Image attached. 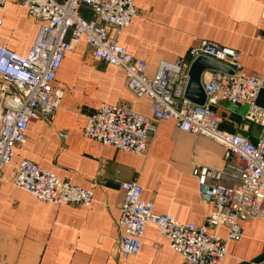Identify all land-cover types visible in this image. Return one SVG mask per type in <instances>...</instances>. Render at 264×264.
Masks as SVG:
<instances>
[{
    "label": "crops",
    "instance_id": "obj_1",
    "mask_svg": "<svg viewBox=\"0 0 264 264\" xmlns=\"http://www.w3.org/2000/svg\"><path fill=\"white\" fill-rule=\"evenodd\" d=\"M21 3L6 0L0 11V46L26 56L39 23ZM135 5L138 16L117 42L149 64V77L187 57L202 41H209L241 53L245 73L264 78V0H135ZM81 13L94 18L88 8L83 7ZM108 31L115 34L113 28ZM54 86L65 94L61 108L48 120L29 123L26 143L16 150L12 165L3 172L0 264H182L181 255L153 224L146 228L138 255L121 258L117 224L124 193L117 182L137 181L143 189L142 199L154 204L156 214H171L183 224L201 225L211 207L200 199L192 168L225 170L228 162L223 148L181 131L173 121L158 125L145 156L84 138L82 129L88 116L104 103L152 116L151 100L134 97L124 70L96 60L85 42L66 53ZM258 105L264 108V90ZM247 112V105L238 110L227 104L215 108L221 130L243 133L255 142L263 130L245 120ZM59 133H64L66 140L58 137ZM24 160L73 186L93 189V204L56 206L16 188L15 167ZM229 162L237 168L242 165L238 158ZM100 171V184L94 186ZM241 224L244 238L229 243L222 264H264V221ZM227 234L226 228L218 231L222 238Z\"/></svg>",
    "mask_w": 264,
    "mask_h": 264
},
{
    "label": "built area",
    "instance_id": "obj_2",
    "mask_svg": "<svg viewBox=\"0 0 264 264\" xmlns=\"http://www.w3.org/2000/svg\"><path fill=\"white\" fill-rule=\"evenodd\" d=\"M5 4L6 0H0V11ZM21 4L39 23V30L26 56L0 46V182L16 150L26 143L29 123L48 120L61 108L65 94L54 86L58 71L66 53L85 42L96 60L124 70L134 97L151 100L152 116L104 103L88 116L82 129L84 138L145 156L158 125L173 121L181 131L220 145L228 162L222 171L200 165L192 168L200 199L211 207L201 225L183 224L171 214H156L154 204L142 199L143 189L137 181H118L124 193L117 224L121 258L129 260L138 255L146 228L153 224L170 248L181 255L182 264H222L229 243L244 238L241 223L264 221V108L258 105L264 78L245 73L241 53L209 41H202L189 50L187 57L178 58L175 64L149 77V64L117 42L138 16L135 0H22ZM83 7L94 14L93 19L82 15ZM109 28L114 29L113 36ZM198 58L228 70L203 73V106L185 98L189 69ZM222 104L233 110L247 105L245 120L261 126L262 137L253 143L237 133L221 130L215 108ZM58 137L67 138L64 133ZM233 158L241 160L239 168L229 162ZM15 169L13 185L42 202L78 207H89L94 202L93 189L73 186L31 161L24 160ZM101 176L100 171L94 186L100 184ZM220 228H226V238L218 235Z\"/></svg>",
    "mask_w": 264,
    "mask_h": 264
},
{
    "label": "water",
    "instance_id": "obj_3",
    "mask_svg": "<svg viewBox=\"0 0 264 264\" xmlns=\"http://www.w3.org/2000/svg\"><path fill=\"white\" fill-rule=\"evenodd\" d=\"M205 71L227 72L224 67L205 58H198L189 69V82L185 92V98L193 103L203 106L206 102V95L202 88V75ZM243 137L245 134L240 133ZM250 141V140H249ZM256 143V141H252Z\"/></svg>",
    "mask_w": 264,
    "mask_h": 264
}]
</instances>
